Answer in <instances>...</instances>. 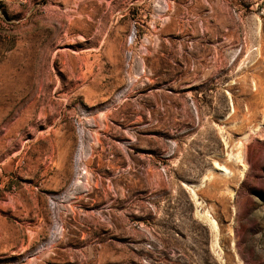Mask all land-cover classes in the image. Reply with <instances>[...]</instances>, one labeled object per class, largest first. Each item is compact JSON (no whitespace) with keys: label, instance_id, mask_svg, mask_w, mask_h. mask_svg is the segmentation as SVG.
<instances>
[{"label":"rangeland","instance_id":"1","mask_svg":"<svg viewBox=\"0 0 264 264\" xmlns=\"http://www.w3.org/2000/svg\"><path fill=\"white\" fill-rule=\"evenodd\" d=\"M0 264H264V0H0Z\"/></svg>","mask_w":264,"mask_h":264},{"label":"bare ground","instance_id":"2","mask_svg":"<svg viewBox=\"0 0 264 264\" xmlns=\"http://www.w3.org/2000/svg\"><path fill=\"white\" fill-rule=\"evenodd\" d=\"M217 166H218V169L220 171L227 172V169L226 168L222 167L221 165H217ZM194 187H196V185H189L188 188H190L191 193H194V191H195V188ZM204 214H205V216H203ZM203 215L202 216L204 217L206 223L213 228L214 225H215V222L213 221V219H210L211 218L210 215L208 213H203Z\"/></svg>","mask_w":264,"mask_h":264},{"label":"water","instance_id":"3","mask_svg":"<svg viewBox=\"0 0 264 264\" xmlns=\"http://www.w3.org/2000/svg\"><path fill=\"white\" fill-rule=\"evenodd\" d=\"M196 188V187H195Z\"/></svg>","mask_w":264,"mask_h":264}]
</instances>
